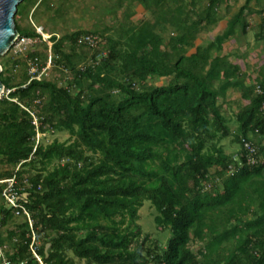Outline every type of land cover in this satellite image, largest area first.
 <instances>
[{
	"label": "trees",
	"instance_id": "16d2710c",
	"mask_svg": "<svg viewBox=\"0 0 264 264\" xmlns=\"http://www.w3.org/2000/svg\"><path fill=\"white\" fill-rule=\"evenodd\" d=\"M45 1H37L34 14ZM229 1L139 0L153 22L135 25L130 11L94 32L51 34V61L72 76L66 86L32 78L27 62L13 84L8 76L21 61L8 68L0 56V81L10 90L0 100V161L13 167L0 172V181L16 176L33 221L24 217L2 233L18 216L7 207L1 182L0 264H41L32 246L42 264H264V164H249L244 147L251 143L264 155V65L250 83L230 60L245 55H222L227 42L256 27L264 53V21L253 26L246 15L251 8L264 15V0H245L222 34L197 45L222 21ZM25 2L15 15L19 35L42 41L37 28L22 30ZM125 5L117 0L102 18ZM110 31L117 36L106 44ZM83 35L98 37L103 48L79 45ZM28 56L41 67L49 59ZM150 79L170 81L155 86ZM230 91L245 102L235 131L220 101ZM56 131L68 140L37 142L38 133ZM226 139L242 147L239 154L225 152ZM214 177L220 181L207 188ZM145 202L157 211L158 228L171 233L165 246L139 225ZM192 240L204 244L200 258Z\"/></svg>",
	"mask_w": 264,
	"mask_h": 264
},
{
	"label": "rangeland",
	"instance_id": "374dc122",
	"mask_svg": "<svg viewBox=\"0 0 264 264\" xmlns=\"http://www.w3.org/2000/svg\"><path fill=\"white\" fill-rule=\"evenodd\" d=\"M38 0H26L25 3L22 4L20 8V13L22 18L19 19V23L22 27L23 32L28 30V27H35V28H42L44 32V36H42L43 40H35L29 39L30 43L25 47H18V42H15L12 49L1 59V63L8 64V68H12L13 62L15 60H20L21 65L16 67L15 69H11L10 75L8 78L11 79L10 82L13 84H18L22 80L23 72H24V64L27 62V67L32 62V59L28 56L29 53L38 52L41 55H48L49 59L47 63L41 67L43 64L40 63L41 69H43L41 76L42 78L57 80L61 85L66 86L69 81H72L71 74L69 72L60 73L58 66H55L52 61V43L49 41V37L51 34H55L57 38L72 34L77 31H83L85 33L94 32L95 29L104 28L105 26H113L116 21L123 16L124 12L131 14V20L133 24L140 25L146 20L152 21L154 20V16L150 13L145 11L144 7L139 3V0H127L129 4L127 7L122 8L121 12L117 15H106L105 18H102L104 14L103 10L112 11L113 7L116 5L117 0H46L43 5L36 10L35 14L33 9L34 5L37 3ZM41 1V0H40ZM40 3V2H39ZM52 3V4H51ZM51 4V5H50ZM245 4V0H235L229 1L226 5L224 4L220 10V14L222 15V21L214 26L209 32L203 33L199 39L197 40V45L204 43L207 44L210 41L214 40L216 36L222 34L226 27L228 20L236 13L239 12L240 8ZM50 5V9L48 10L47 7ZM64 5L65 12L63 14L56 15L55 11L57 7ZM264 5V1H263ZM46 9V10H45ZM112 13V12H111ZM62 15V16H61ZM246 15L248 16L249 22L253 26H258L262 21H264V15L257 14L254 8L246 11ZM117 25V24H116ZM259 32V28L256 27L253 32H251L248 36L237 39H232L230 42H227L224 46V50L222 55L230 54L232 52L239 53L240 55H245L244 60L238 59L235 56L230 57V60L234 64H239L243 71L247 74V82H253L256 79L257 71L260 67L264 65V53L262 52V45H258L257 41L255 40L256 34ZM170 33V32H169ZM169 33H165L167 37H169ZM109 36L112 38H116L117 32L110 31L105 33L103 41H106ZM101 39V38H100ZM69 42V41H68ZM67 43L66 45H68ZM249 47L248 55L244 52L245 47ZM102 47L100 43L98 49ZM22 49L20 51L19 49ZM103 48V47H102ZM94 52V51H93ZM195 52V49H192L189 54ZM100 59V57H99ZM51 61V62H50ZM83 66V65H82ZM169 79H150L149 83L155 86H162L167 85L169 83ZM7 92L4 90V94ZM230 94V96H229ZM228 94V98H232V100H222L220 99L221 103L224 104V114L227 116L230 121L229 125L232 131H235L237 128V123L235 120L236 114L239 110L243 108L245 102L240 99V93L235 91H230ZM238 95V96H237ZM222 104V105H223ZM33 112V111H32ZM35 113V112H33ZM37 116V113H35ZM38 117V116H37ZM37 142L41 143H51L54 139H58L60 142L67 141L69 138V134L67 132H49L45 136H37ZM224 146V150L227 154H239L242 150V147L232 141V139H226L222 142ZM7 170H12L13 167L9 166L8 163L4 161H0V172H4ZM216 173V169L213 170ZM214 182H209L205 184L210 187L211 184L215 182H219L218 178H213ZM2 181H0L1 183ZM1 201V200H0ZM157 216V211L151 205L150 202H145L144 206L140 210V220L139 225L142 227L145 233L152 234L153 239L159 240L161 245L165 246L167 241L171 237V233L169 231H162L158 228L155 218ZM24 216L16 217V220L10 223L4 230H1L2 233L6 236V232L14 230L15 224L17 225L21 222ZM190 247L194 254H196L199 258L200 252L202 251L204 244L198 242L196 240H192ZM9 248L6 249L8 251ZM2 249L0 248V253L2 254Z\"/></svg>",
	"mask_w": 264,
	"mask_h": 264
},
{
	"label": "built area",
	"instance_id": "2783aa9c",
	"mask_svg": "<svg viewBox=\"0 0 264 264\" xmlns=\"http://www.w3.org/2000/svg\"><path fill=\"white\" fill-rule=\"evenodd\" d=\"M37 31L42 36H44V32L42 31V28H40V29L37 28ZM29 39L30 38L21 37L19 35V37L16 40V42H18V47L25 48L30 43ZM78 44L79 45L86 44L89 47H91L93 49V51H96L98 49V46H99V38L96 36H92V35H83L82 37L79 38ZM19 50L22 51L21 48ZM42 71H43V69H41L40 64L38 63L37 59L30 63L29 74L31 75L32 78H40ZM9 93H10V90L7 91L6 95H8ZM31 115L33 118V124L36 126L37 129H39L40 123L38 121V117L35 116L34 113H31ZM40 135H41L40 133L37 134L38 137ZM244 147L248 151L247 159H248L249 164L255 165V166L260 165V164H264V155H261L258 147H256L255 145H253L251 143H248V142H244ZM2 183L6 184V186L2 192V196L6 202L7 207L13 209L14 214L16 216H24L28 220L30 225L32 226L33 221L31 219L30 213L27 211L25 206L21 203L22 201H25L26 196L20 194V188H17L16 176H13L9 179H6V180L2 181ZM33 239L35 240V237ZM32 251H33L35 257L42 264V261L40 260L39 256L37 255L35 249H33V246H32ZM5 264H9V262H6ZM21 264H25V262H22Z\"/></svg>",
	"mask_w": 264,
	"mask_h": 264
},
{
	"label": "water",
	"instance_id": "95a60500",
	"mask_svg": "<svg viewBox=\"0 0 264 264\" xmlns=\"http://www.w3.org/2000/svg\"><path fill=\"white\" fill-rule=\"evenodd\" d=\"M23 1L24 0H0V56L6 55L19 37V32L15 22V15L18 6ZM2 70L3 69L0 66V74ZM4 90L5 87L0 81V100L3 96L2 94L4 93Z\"/></svg>",
	"mask_w": 264,
	"mask_h": 264
},
{
	"label": "crops",
	"instance_id": "0c3cea01",
	"mask_svg": "<svg viewBox=\"0 0 264 264\" xmlns=\"http://www.w3.org/2000/svg\"><path fill=\"white\" fill-rule=\"evenodd\" d=\"M232 92H233V91H232ZM229 93H230V92H229ZM229 93H228V94H229ZM229 96H230V94H229ZM237 96H238V95H237ZM227 98H228V97H227ZM227 100H228V101H229V100H232V98H228Z\"/></svg>",
	"mask_w": 264,
	"mask_h": 264
}]
</instances>
